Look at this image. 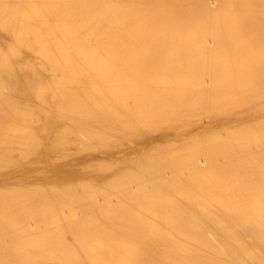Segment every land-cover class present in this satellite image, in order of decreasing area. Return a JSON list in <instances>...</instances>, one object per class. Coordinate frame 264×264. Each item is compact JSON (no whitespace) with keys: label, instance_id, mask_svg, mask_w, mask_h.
I'll list each match as a JSON object with an SVG mask.
<instances>
[{"label":"bare ground","instance_id":"1","mask_svg":"<svg viewBox=\"0 0 264 264\" xmlns=\"http://www.w3.org/2000/svg\"><path fill=\"white\" fill-rule=\"evenodd\" d=\"M0 264H264V0H0Z\"/></svg>","mask_w":264,"mask_h":264}]
</instances>
